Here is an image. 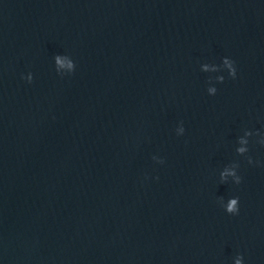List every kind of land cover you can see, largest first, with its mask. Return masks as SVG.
<instances>
[{"label":"water","instance_id":"95a60500","mask_svg":"<svg viewBox=\"0 0 264 264\" xmlns=\"http://www.w3.org/2000/svg\"><path fill=\"white\" fill-rule=\"evenodd\" d=\"M0 264H264V0H0Z\"/></svg>","mask_w":264,"mask_h":264}]
</instances>
